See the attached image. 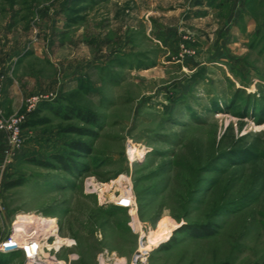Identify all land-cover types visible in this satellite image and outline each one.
<instances>
[{"label":"rangeland","instance_id":"374dc122","mask_svg":"<svg viewBox=\"0 0 264 264\" xmlns=\"http://www.w3.org/2000/svg\"><path fill=\"white\" fill-rule=\"evenodd\" d=\"M8 48L25 56L0 69L2 113L27 121L18 146L0 130V247L48 236L58 264H264V2L0 0ZM72 105L98 125L53 112ZM28 217L52 229L15 227Z\"/></svg>","mask_w":264,"mask_h":264},{"label":"built area","instance_id":"2783aa9c","mask_svg":"<svg viewBox=\"0 0 264 264\" xmlns=\"http://www.w3.org/2000/svg\"><path fill=\"white\" fill-rule=\"evenodd\" d=\"M49 101L48 97L37 96L28 101V113H32L38 109L42 103ZM2 97L0 94V130L5 131L10 135V140L13 145L21 144L22 126L26 123V116L15 117L11 120L4 118L2 113ZM126 200V202L124 201ZM124 204L126 206H124ZM116 206L124 210H132L135 202L130 197H121ZM48 236H32L25 239L12 237L3 242L0 247V252L3 254L20 253L28 264H58L57 261H51L46 256V249L48 248Z\"/></svg>","mask_w":264,"mask_h":264},{"label":"trees","instance_id":"16d2710c","mask_svg":"<svg viewBox=\"0 0 264 264\" xmlns=\"http://www.w3.org/2000/svg\"><path fill=\"white\" fill-rule=\"evenodd\" d=\"M48 106V102L46 103H42L39 107H38V110L41 108V107H45L47 108ZM53 112H55L56 115L58 116H63L65 118H78L80 120H82L83 122L85 123H88L92 126H97L98 125V122H97V118L92 115L91 113H88V112H85V111H82V110H79L76 106L72 105V106H69V107H60L58 109H54ZM65 112V115H63L62 113ZM32 113H35L32 112ZM30 113V114H32ZM72 132H78L80 133L81 130H78V129H71ZM70 146L76 150V151H80V152H86V147H82L80 143L78 142H75V143H71ZM58 162L61 163L62 165V168L68 170V165L70 164L68 159H64V158H58L56 157ZM73 159V158H72ZM36 164H39L41 166H45V167H48V163L46 162H37ZM195 233L197 234L198 237H202V235H212L213 234V231L209 230V229H203L202 228H199V229H195ZM194 233V234H195ZM20 255V253H11V254H3V255Z\"/></svg>","mask_w":264,"mask_h":264},{"label":"crops","instance_id":"0c3cea01","mask_svg":"<svg viewBox=\"0 0 264 264\" xmlns=\"http://www.w3.org/2000/svg\"><path fill=\"white\" fill-rule=\"evenodd\" d=\"M198 3L202 4V8L210 10V8H213L217 6V4L221 1L230 2L235 5L236 7H242L247 0H196ZM260 3H263L264 0H259ZM13 50L4 49V51H0V69L1 71L5 72L9 68V66L14 63H21L24 62V52H21L20 50H16L13 48Z\"/></svg>","mask_w":264,"mask_h":264},{"label":"bare ground","instance_id":"6f19581e","mask_svg":"<svg viewBox=\"0 0 264 264\" xmlns=\"http://www.w3.org/2000/svg\"><path fill=\"white\" fill-rule=\"evenodd\" d=\"M116 183H123L122 180H118ZM113 197V196H112ZM111 197V198H112ZM126 202V200H124ZM124 206H126L124 204ZM119 207V206H117ZM53 222L54 220H51V221H47L43 218H39V217H28V218H24L22 220H19L17 223H16V228L18 227H26V228H29L30 229V226L33 225L35 227V225L37 224H41L42 227L44 228V230H49V229H52L50 226L53 225ZM25 228V229H26ZM19 233V232H18ZM25 237V236H24ZM21 239V237H18ZM27 238V237H26ZM58 244H61L63 245V241L62 239H58ZM142 251H145V250H142ZM141 252V251H140Z\"/></svg>","mask_w":264,"mask_h":264}]
</instances>
